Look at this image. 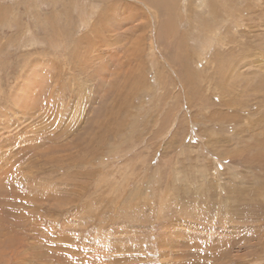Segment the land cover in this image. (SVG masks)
<instances>
[{
  "label": "rangeland",
  "instance_id": "rangeland-1",
  "mask_svg": "<svg viewBox=\"0 0 264 264\" xmlns=\"http://www.w3.org/2000/svg\"><path fill=\"white\" fill-rule=\"evenodd\" d=\"M0 89V264H264V0H0Z\"/></svg>",
  "mask_w": 264,
  "mask_h": 264
},
{
  "label": "bare ground",
  "instance_id": "bare-ground-1",
  "mask_svg": "<svg viewBox=\"0 0 264 264\" xmlns=\"http://www.w3.org/2000/svg\"><path fill=\"white\" fill-rule=\"evenodd\" d=\"M147 1V0H146ZM149 1V0H148ZM155 1V0H154ZM165 1V0H164ZM173 2H175V1H173ZM142 3V2H141ZM145 3V2H144ZM167 3V2H166ZM166 3L164 4V5H166ZM170 4V3H169ZM146 5V4H145ZM148 5V4H147ZM154 6H155V4H153ZM161 5V4H160ZM159 5V6H160ZM163 5V6H164ZM156 6H157V3H156ZM169 7H173L172 5H170ZM159 8V7H158ZM164 8V7H163ZM167 8H165V10H166ZM164 10V9H163ZM168 10V9H167ZM169 12H170V10H169ZM160 16V15H159ZM170 23V22H169ZM24 25V24H23ZM80 40V39H79ZM79 42V41H78ZM68 57V56H67ZM45 59V58H44ZM26 69V68H25ZM17 71V70H16ZM28 74V73H27ZM31 74V73H30ZM57 77V76H56ZM59 77V76H58ZM60 81V80H59ZM60 87V86H59ZM72 88V87H71ZM1 90V89H0ZM14 90H16V89H14ZM62 90V89H61ZM59 92V91H58ZM54 93V92H53ZM57 95V94H56ZM57 97V96H56ZM31 105V104H30ZM3 113V112H2ZM8 117V116H7ZM249 122V121H248ZM263 124V123H262ZM21 125V124H20ZM19 126V125H18ZM251 126V125H250ZM237 132V131H236ZM258 133V132H257ZM255 134V133H254ZM256 137V136H255ZM246 141V140H245ZM241 143V142H240ZM9 162V161H8ZM20 180V179H19ZM84 195V194H83ZM178 237V236H177ZM225 242V241H224ZM233 243V242H232Z\"/></svg>",
  "mask_w": 264,
  "mask_h": 264
}]
</instances>
